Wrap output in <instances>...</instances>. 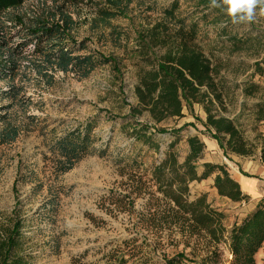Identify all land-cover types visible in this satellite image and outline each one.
Masks as SVG:
<instances>
[{
    "label": "rangeland",
    "instance_id": "374dc122",
    "mask_svg": "<svg viewBox=\"0 0 264 264\" xmlns=\"http://www.w3.org/2000/svg\"><path fill=\"white\" fill-rule=\"evenodd\" d=\"M40 1L25 0L23 11H40ZM53 1L63 2L48 0V4ZM174 2L178 3L177 14L198 21L197 43L221 67L218 81L223 105H216L213 112L232 119L253 146L252 155L230 152V160L236 169L238 164L241 171L261 180L254 195L243 191L248 198L233 201L218 194L214 173L192 182L189 198L206 193L208 200L226 214L229 231L251 208L264 204L260 139L264 124L257 118L258 109L264 105V18L251 25H233L220 10L198 8V0H134L124 14L105 25L94 20L99 17L94 7L69 4L68 10L79 21L74 36L78 42L86 40V48L80 54L97 50L116 62L99 66L82 79L59 72L57 83L41 94L32 87L24 91L32 98L28 114L37 117V125L24 131L16 141L0 146V231L11 227L17 216L20 218L21 237L15 251L21 257L19 264H111L110 255H115L117 249L124 251L128 264H231L228 243H222L218 253L211 254L197 242L185 250L191 260L175 259L169 263L168 259L184 250L183 243L176 245L165 240L164 249L156 248L151 229L139 225L141 216L166 204L149 203V195L131 193L138 188L134 170L140 163L150 166L158 162L175 139L179 160L183 162L189 149L188 137L211 135L202 125L204 108L201 112L199 105L186 106L183 117L157 126L171 130L185 125L178 134H156L161 145V152L157 153L136 143L129 119L123 118L130 113V105L138 102L136 52L143 32L161 21L164 9ZM34 76L33 73L31 77ZM6 89V82L0 80V90ZM7 103L0 101V105ZM140 119L150 120V116L145 114ZM93 121L92 135L97 140L90 152L71 170L59 172L58 155L53 149L56 140ZM203 164L201 159L199 173ZM129 193L131 197L126 196ZM256 259L257 264H264L263 248Z\"/></svg>",
    "mask_w": 264,
    "mask_h": 264
},
{
    "label": "trees",
    "instance_id": "16d2710c",
    "mask_svg": "<svg viewBox=\"0 0 264 264\" xmlns=\"http://www.w3.org/2000/svg\"><path fill=\"white\" fill-rule=\"evenodd\" d=\"M24 1L0 0V80L7 84L6 90H0V101H8L0 105V146L16 141L24 131H31L32 126L37 125V117L28 114L33 101L31 96H26V89L32 87L41 94L43 89L57 83L56 74L59 72L82 79L99 66L116 62L112 56L97 50L80 54L86 48V40H76L74 32L79 21L68 10V5L84 3L94 7L99 15L94 20L111 25V19L124 14L134 2L63 0L62 3L53 1L48 4V0H41L40 11L28 12L22 9ZM197 4L198 8H210V0H198ZM177 9L178 3L174 2L164 9L161 21L143 32L136 52L139 54L135 85L138 102L130 105V113L123 118L129 119L136 143L160 153L161 145L156 134H178L185 125L171 130L157 126L168 119L183 117L186 106L199 104L207 114L203 125L218 140L227 157L230 152L252 155L253 146L234 121L213 112L217 110L216 105H223L218 81L221 67L200 49L198 21L177 14ZM217 10L223 13L221 9ZM248 93L251 94V90ZM257 112L258 120L264 124V105ZM145 114L150 120L140 119ZM94 127V121L78 126L56 140L53 149L58 155L56 167L59 172L71 170L90 152L97 140L92 135ZM260 139L264 162V134ZM187 142L189 149L183 162L179 160L178 139H175L158 162L150 166L140 163L134 170L138 188L131 193L143 197L149 195V203L164 201L166 204L153 212L150 209L149 214L141 216L139 225L151 229L156 248L164 249L165 240L176 245L183 243L184 250L168 259L169 263L175 259L191 260L185 250L193 248L197 242L211 254H217L219 246L228 243L231 264H257V253L264 249V204L255 207L241 221H236L229 231L225 225L226 214L208 200L206 193L193 200L189 198L190 184L216 173L214 187L221 197L243 201L249 195L243 192L225 164L206 162L199 173L198 166L206 145L198 135L188 137ZM126 196L131 197V194ZM21 229L22 222L17 216L11 227L0 231V264H19L21 257L15 255V251L19 247ZM178 236H181L180 240ZM138 248L141 250L142 247ZM115 252L110 255L111 264H128L129 259L123 250Z\"/></svg>",
    "mask_w": 264,
    "mask_h": 264
},
{
    "label": "crops",
    "instance_id": "0c3cea01",
    "mask_svg": "<svg viewBox=\"0 0 264 264\" xmlns=\"http://www.w3.org/2000/svg\"><path fill=\"white\" fill-rule=\"evenodd\" d=\"M199 106L201 107V112H203V107L201 105ZM206 117V114L203 115L202 120L206 121ZM198 136L204 141L206 145V149L202 158L203 163L209 162L215 164H225L231 176L240 183L242 190L249 195H254L257 192V186H259V182H261L260 178H257L241 171V168L238 164H236V169L232 164L233 162H231L230 160V153L228 157L225 155V150L221 148L217 139L213 138L211 135L206 136L201 133ZM255 207L256 206L251 208L247 213H249ZM247 213L244 216H246ZM243 217H240L237 221H241Z\"/></svg>",
    "mask_w": 264,
    "mask_h": 264
},
{
    "label": "clouds",
    "instance_id": "9594fccd",
    "mask_svg": "<svg viewBox=\"0 0 264 264\" xmlns=\"http://www.w3.org/2000/svg\"><path fill=\"white\" fill-rule=\"evenodd\" d=\"M209 6L221 9L233 25H251L264 18V0H210Z\"/></svg>",
    "mask_w": 264,
    "mask_h": 264
}]
</instances>
